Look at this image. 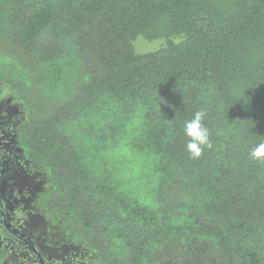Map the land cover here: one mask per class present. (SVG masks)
Returning <instances> with one entry per match:
<instances>
[{"label":"trees","instance_id":"16d2710c","mask_svg":"<svg viewBox=\"0 0 264 264\" xmlns=\"http://www.w3.org/2000/svg\"><path fill=\"white\" fill-rule=\"evenodd\" d=\"M0 84L66 264H264V0H0Z\"/></svg>","mask_w":264,"mask_h":264},{"label":"flooded vegetation","instance_id":"af4514ba","mask_svg":"<svg viewBox=\"0 0 264 264\" xmlns=\"http://www.w3.org/2000/svg\"><path fill=\"white\" fill-rule=\"evenodd\" d=\"M7 100L5 104L0 102V228L14 240L15 261L23 258L26 264H66L60 253L69 251V244L61 238L51 242L46 225L37 217H32L31 223L20 224L13 223L10 216V201L20 203L19 200L30 193L23 188L22 178H18L19 170L32 167V164L17 144L19 110L14 108L11 95Z\"/></svg>","mask_w":264,"mask_h":264},{"label":"rangeland","instance_id":"374dc122","mask_svg":"<svg viewBox=\"0 0 264 264\" xmlns=\"http://www.w3.org/2000/svg\"><path fill=\"white\" fill-rule=\"evenodd\" d=\"M143 39L142 37H138V39L135 41V47H136V42H138V48L142 51V52H146L151 49L155 50V46L159 43L158 41H144L141 40ZM155 49H154V48ZM151 50V51H153ZM136 52L137 53H141L140 51H138V49L136 48ZM10 91L2 84H0V102L3 101L4 104L5 102L7 103V99L10 97ZM14 108L19 110L18 106L16 104H14ZM20 175L18 176V178H22V181H24L22 184L24 185L23 188H27V191L33 192L34 189H39V184H41L42 182H36L38 180H42L41 178V174L40 172H38L36 170V168L34 166L29 167V168H24L21 170H19ZM40 177V178H39ZM20 203H15L13 201H10L9 205L12 208L11 211V217L13 219V223H17L19 222L20 224L23 223H31L32 221V213H31V205H30V198L29 197H24L21 200H19ZM9 237L7 235H5L3 233L2 228H0V242L1 244H6L7 246H12V244H14V240H10L9 242ZM23 247V245H22ZM81 255V254H79ZM78 258V256L76 257ZM22 264V263H21Z\"/></svg>","mask_w":264,"mask_h":264},{"label":"clouds","instance_id":"9594fccd","mask_svg":"<svg viewBox=\"0 0 264 264\" xmlns=\"http://www.w3.org/2000/svg\"><path fill=\"white\" fill-rule=\"evenodd\" d=\"M206 112L198 110L190 120H186L183 126V133L186 137L185 149L192 159L202 156L206 148H211L210 132L203 123ZM249 157L257 162L264 164V142H260L249 150Z\"/></svg>","mask_w":264,"mask_h":264}]
</instances>
